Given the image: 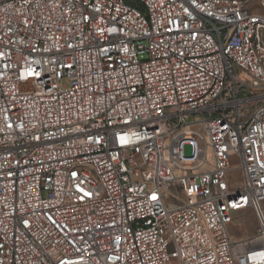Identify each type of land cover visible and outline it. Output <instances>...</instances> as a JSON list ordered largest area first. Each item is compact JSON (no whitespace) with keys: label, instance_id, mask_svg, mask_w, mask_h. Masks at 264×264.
<instances>
[{"label":"built area","instance_id":"built-area-1","mask_svg":"<svg viewBox=\"0 0 264 264\" xmlns=\"http://www.w3.org/2000/svg\"><path fill=\"white\" fill-rule=\"evenodd\" d=\"M263 202L264 0H0V264H264Z\"/></svg>","mask_w":264,"mask_h":264},{"label":"rangeland","instance_id":"rangeland-1","mask_svg":"<svg viewBox=\"0 0 264 264\" xmlns=\"http://www.w3.org/2000/svg\"><path fill=\"white\" fill-rule=\"evenodd\" d=\"M184 152L189 154L191 152V146L186 145ZM264 209V202L262 203ZM257 228V222L253 212L250 209H246L243 212L236 214L233 224L230 228V234L233 238H243L246 235L253 234Z\"/></svg>","mask_w":264,"mask_h":264}]
</instances>
